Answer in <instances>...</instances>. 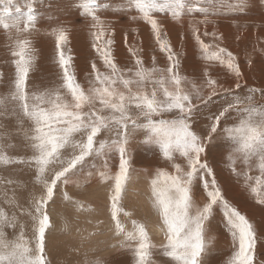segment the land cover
Instances as JSON below:
<instances>
[{"label":"snow or ice","instance_id":"6c2138e0","mask_svg":"<svg viewBox=\"0 0 264 264\" xmlns=\"http://www.w3.org/2000/svg\"><path fill=\"white\" fill-rule=\"evenodd\" d=\"M108 3L72 0L78 17L88 22L90 46L103 71L93 62L88 87H83L72 56L65 54L68 30L53 27L47 35L54 38L59 82L33 91L28 80L35 57L29 37L38 23L37 0H0V28L13 41L10 52L15 69L10 93L0 98V117H14L21 125L30 122L24 133L26 155L11 157L6 154L9 145L0 142V165H19L28 176L21 181L0 175V264H50L46 234L53 225L48 208L56 203L58 192L77 222L85 216V222L92 225L91 230L77 228L82 239L103 235L100 229L105 221L98 209L66 191L75 185L86 193L84 186L91 187L93 180L107 187L108 230L116 240L112 247L129 252L134 264H160L149 231L153 217L164 241L158 247L167 264H208L206 257L213 243L209 234L217 216L218 227L230 243L226 264H255L259 229L226 197L209 156L221 152L229 172L243 179L246 194L264 207V104L256 101L257 94L264 100V88L249 87L242 95L236 56L202 39L221 40L216 32L207 31L211 18L245 15L252 0H121L125 8L120 14L150 28L158 50L167 59L163 68L157 66L154 56L151 67H146L138 55L140 50L131 46L133 66H118L115 29L99 12ZM161 17L181 29L188 19L182 40L190 34L199 58L226 68L235 80V89L213 78L210 64L199 82L182 75L181 60L165 38ZM133 143L152 151L167 168L136 170ZM141 176L146 183L143 202L147 207L138 219L135 209H125L124 201ZM22 191L27 193L24 205L20 203ZM18 216L30 223H20ZM68 223L65 217V227ZM9 228L12 238L5 231Z\"/></svg>","mask_w":264,"mask_h":264},{"label":"rangeland","instance_id":"374dc122","mask_svg":"<svg viewBox=\"0 0 264 264\" xmlns=\"http://www.w3.org/2000/svg\"><path fill=\"white\" fill-rule=\"evenodd\" d=\"M49 5L51 6L49 7ZM37 7L39 13L38 23L35 32L29 37L32 41L33 55L35 57L34 66L30 71L28 80L30 90H43L53 87L59 82L54 38L47 35L51 28L57 26H63L68 30L70 42L66 45L65 54L72 56L77 80L83 87L87 88V77L91 72V64L95 62L103 71L101 61L90 46L91 37L87 28L88 22L78 17L77 9L73 7L72 0H43L42 3L37 0ZM124 8L125 5L121 3V0H109L108 6L99 10L101 17L107 23H112L115 29L113 48L118 66L120 68L133 66L134 60L128 50L129 46H131L140 50L138 55L142 57L146 67H151L153 56L158 67H166V56L158 50V45L154 41L150 28L143 23H133L128 15L120 14ZM223 11L227 13L228 9L225 8ZM211 19L212 23L208 25L207 31L210 33L216 32L222 39L219 41L213 40L211 36L202 37V39H204L206 44L225 47L236 56L242 72L240 80L242 87L239 90L241 94H246L249 87L264 88V0H252V6L246 10L245 15L226 14ZM160 21L163 25V30L167 33L165 38L170 41L174 52L178 54L181 60L180 71L182 75L190 79L195 78L199 82L202 71L210 64L211 66L208 67L210 75L213 78H217L225 87L231 86L235 89V80L227 72L226 68L218 63L205 62L199 58L198 49L194 45L190 34L188 39L182 40L188 19L184 20L185 29H181L170 19L164 17H161ZM203 31L204 28L202 26L201 32ZM8 35L0 28V98L10 93L14 83L15 69L11 63L13 57L10 52L13 41L8 39ZM256 101L259 104H264V100L260 98L259 94L256 96ZM202 126L203 122H201ZM29 127L30 122L27 120L21 125L14 117H0V138L7 137V139H0V142L9 145L6 149L7 155L17 157L27 154L23 143L24 133ZM132 149L134 152L133 167L136 170L146 169L150 172L156 167L167 168V165L158 162L153 157L152 151L147 148L133 143ZM209 162L217 171V178L225 190L226 197L234 205L237 206L239 204L237 208L259 227L255 264H264V207L254 203L246 194L243 188V179H237L229 172L227 161L224 160L221 152L214 151L209 156ZM237 167L239 169V165ZM0 175L14 179L19 178L21 181L28 179V176L19 165L8 167L0 165ZM252 175H257V172L253 171ZM90 183L91 187H88L87 184L84 186L87 188L86 193L82 194L81 189L75 185H69L66 191L74 198L78 197L98 209L100 218L105 221L100 229L104 234L97 235L91 240L82 239L77 233V228L91 230L92 225L85 222V216H81L77 222L71 209L66 208L61 203L60 193L58 192L54 197L56 203H50L48 208L53 225L46 234V250L50 264H86V262L97 260L105 262V264H134L129 252L112 247L116 240L113 239L112 232L108 230L109 215L106 211L108 191L103 192L107 187L96 180ZM101 185H103V190L100 188ZM145 188L146 183L138 181L133 188H130L129 194L124 201L125 209H135L136 218L138 219L146 214L147 206L143 202ZM63 190L61 189V191ZM26 195V192H21L20 203L22 205L25 203L24 197ZM9 197L11 198V194H9ZM2 199L3 192L0 191V200ZM91 199L97 203L91 201ZM240 200L242 201L240 202ZM96 204L98 205L96 206ZM52 208L57 210V218L51 214ZM65 217L69 222L67 227H65ZM18 219L22 224L30 223L24 216H18ZM218 222L219 216L213 222L210 232V236L213 239L211 245L213 246H210V251L206 257L208 264H226L230 254L229 239L227 234L218 227ZM5 231L9 238L13 237L12 229L9 228ZM15 232L18 234L19 228ZM26 234H30V232ZM153 243L157 245V249H154L155 259L160 261V264H167V261L164 260L160 253L159 245L154 240ZM214 243L219 244L216 246ZM219 245L221 246L219 247Z\"/></svg>","mask_w":264,"mask_h":264},{"label":"bare ground","instance_id":"6f19581e","mask_svg":"<svg viewBox=\"0 0 264 264\" xmlns=\"http://www.w3.org/2000/svg\"><path fill=\"white\" fill-rule=\"evenodd\" d=\"M3 133H5V132H3ZM8 133V132H7ZM143 170V169H142ZM149 171V170H148ZM151 172V171H150ZM139 181L140 182H142V183H144L145 182V179H144V177L143 176H141L140 177V179H139ZM93 182V181H92ZM102 186L103 185H101L100 186V188L102 189ZM132 188L134 187V185L133 186H131ZM103 190V189H102ZM107 191V189H104L103 190V192H106ZM81 200V199H80ZM88 200V199H87ZM91 201H93V202H95V203H97L95 200H92L91 199ZM90 201V202H91ZM242 200H240V202H241ZM92 202V203H93ZM235 203V202H234ZM243 203V202H242ZM98 204H96V206H97ZM242 205V204H241ZM237 206H239V204L237 205ZM241 207V206H240ZM51 214L54 216V217H56L57 218V210L56 209H54V208H52L51 209ZM60 217V216H59ZM251 217H254V216H251ZM155 224H156V222H155V218L153 217L152 219H151V221H150V223H149V231H150V233L152 234V237H153V240L156 242V244H158V245H161L164 241H163V239H162V236H161V233L159 232V230H158V228L155 226ZM259 224V223H258ZM257 224V225H258ZM259 226V225H258ZM259 228V227H258ZM263 229V228H262ZM210 235V234H209ZM215 240V239H214ZM223 242V241H222ZM216 246H218V244H216V243H214ZM211 246H213V245H211ZM221 245H219V247H220ZM222 248V247H221ZM225 248V247H224ZM157 249V248H156ZM158 251V250H157ZM223 252V251H222ZM225 252V251H224ZM157 253V252H156ZM158 254V253H157ZM156 255V254H155ZM130 256V255H129ZM225 256V255H224ZM227 257V256H226ZM221 258V257H220ZM224 259V258H223ZM127 261V260H126ZM225 261V260H224ZM224 261H222V262H224Z\"/></svg>","mask_w":264,"mask_h":264}]
</instances>
